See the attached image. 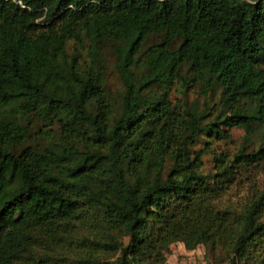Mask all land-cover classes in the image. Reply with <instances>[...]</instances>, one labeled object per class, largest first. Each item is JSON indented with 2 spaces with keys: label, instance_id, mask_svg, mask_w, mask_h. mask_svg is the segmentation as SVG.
<instances>
[{
  "label": "trees",
  "instance_id": "16d2710c",
  "mask_svg": "<svg viewBox=\"0 0 264 264\" xmlns=\"http://www.w3.org/2000/svg\"><path fill=\"white\" fill-rule=\"evenodd\" d=\"M71 39L89 42L86 67ZM104 41L114 102L94 69ZM175 79L219 90L218 114L170 101ZM13 110L58 121V140L25 145ZM255 125L264 0H0V264H164L175 242L264 264V190L239 210L217 201L236 163L264 160V131L256 149L214 155V172L194 147Z\"/></svg>",
  "mask_w": 264,
  "mask_h": 264
},
{
  "label": "rangeland",
  "instance_id": "374dc122",
  "mask_svg": "<svg viewBox=\"0 0 264 264\" xmlns=\"http://www.w3.org/2000/svg\"><path fill=\"white\" fill-rule=\"evenodd\" d=\"M66 52L68 58L72 55L76 56L81 67H86L90 62L91 52L87 40L82 44L73 39L69 40ZM98 53L101 59L94 69L99 71L107 99L111 102L117 101L122 91V82L116 67V54L112 42L104 41ZM181 74H184L187 79L192 78L191 72L186 71V68L181 71ZM180 81L175 79L170 85L168 95L170 101L178 106H184V101L187 103L197 102L199 109L206 101L212 115L218 114L219 90L213 94L209 92L206 96L199 83H192L189 80L186 83L189 85L185 86L186 84H182ZM5 117L13 118L25 126V145H32L36 149L43 150L49 146L52 140L59 138V122L56 120L43 121L36 114L26 115L14 110L6 113ZM226 131L228 134L223 139L202 138L194 146L196 149L202 148L203 150V166L201 168L203 173L214 172L212 160L214 155L224 153L232 158L244 146H246V151L256 149L260 145V136L264 128L262 125H255L250 134H247L245 129L239 126L231 127ZM207 140L209 141L207 142ZM221 186L223 190L217 198L220 205L230 206L237 210L242 209L264 190V160L257 163H236L235 167L231 169L227 181L223 182ZM75 235L79 234L75 233ZM124 241L127 239L124 238ZM76 247H80V245H75L71 250L72 253ZM164 264H228V258L226 252L219 247L212 249L209 246L198 245L194 249L188 250L183 243L175 242L170 245Z\"/></svg>",
  "mask_w": 264,
  "mask_h": 264
}]
</instances>
